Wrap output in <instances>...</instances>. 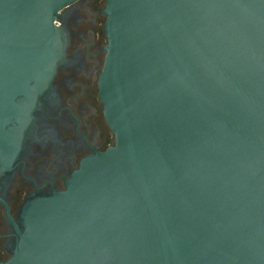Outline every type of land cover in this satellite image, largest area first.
Listing matches in <instances>:
<instances>
[{"label": "water", "instance_id": "95a60500", "mask_svg": "<svg viewBox=\"0 0 264 264\" xmlns=\"http://www.w3.org/2000/svg\"><path fill=\"white\" fill-rule=\"evenodd\" d=\"M74 0H0V167ZM116 145L29 201L4 264H264V0H106Z\"/></svg>", "mask_w": 264, "mask_h": 264}, {"label": "flooded vegetation", "instance_id": "af4514ba", "mask_svg": "<svg viewBox=\"0 0 264 264\" xmlns=\"http://www.w3.org/2000/svg\"><path fill=\"white\" fill-rule=\"evenodd\" d=\"M106 0H74L54 18L46 81L19 98L14 158L0 167V264L18 247L26 204L65 191L82 161L116 145L100 95L108 37Z\"/></svg>", "mask_w": 264, "mask_h": 264}]
</instances>
